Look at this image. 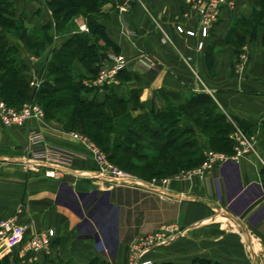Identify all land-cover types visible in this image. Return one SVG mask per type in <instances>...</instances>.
<instances>
[{
    "label": "crops",
    "instance_id": "1",
    "mask_svg": "<svg viewBox=\"0 0 264 264\" xmlns=\"http://www.w3.org/2000/svg\"><path fill=\"white\" fill-rule=\"evenodd\" d=\"M49 1L8 0L13 19L30 32L41 35L45 27H51L52 41L40 53L33 52L15 31L7 35L32 80L43 77L52 54L74 35L90 34L77 30L89 29L84 16L75 18L72 30L60 28ZM143 1L149 13L136 3L127 12L120 11V0L101 4L96 21L111 42L108 54H123L129 65L114 85L92 89L85 85L89 78L84 67L76 62L75 82L93 90L82 96L100 102L113 94L124 100L136 97L140 109L133 114L137 116L166 112L162 92L208 94L227 117L255 138L256 152L214 167L206 182L187 175L204 161L197 168L180 171L179 179L172 180L164 193L173 199L168 201L160 191L115 185L96 177L89 148L57 122L46 119L12 128L0 122V222L16 218L30 234L55 232L51 256L28 262L8 252L5 256L13 264H128L131 246L155 234H163L169 243L146 255L154 264L200 260L264 264V31L247 23L254 9L261 8L255 7V0H236V6L223 9L208 37L202 38L178 33V27L198 31L191 0ZM154 19L173 45L163 43ZM91 39L100 52L108 48L104 40ZM143 58L159 64L160 71L144 66ZM32 131H42L48 143L79 154L73 167L55 178L24 170L21 161ZM199 142L207 160L210 147L200 138ZM178 233L183 234L175 237Z\"/></svg>",
    "mask_w": 264,
    "mask_h": 264
},
{
    "label": "trees",
    "instance_id": "2",
    "mask_svg": "<svg viewBox=\"0 0 264 264\" xmlns=\"http://www.w3.org/2000/svg\"><path fill=\"white\" fill-rule=\"evenodd\" d=\"M104 1H49V7L58 25L61 26L60 28L72 30L74 19L84 16L87 18L90 34L74 35L59 52H55L52 56L47 68V75H54V84L57 83V85L53 86L52 82L47 80L37 93L39 100L44 96L50 97L54 94L48 119L60 123L66 122L68 128H71L72 123L75 122L82 128L84 134L100 146L106 140L105 134L113 133L115 138L112 148L108 150L107 154L110 161L116 163L117 166L120 165L128 172L130 169H134L135 161L145 163V170L151 169L160 175L170 173V170L178 172L184 168L202 164L204 156L197 130H200L202 134L209 131L213 135L206 139V144L210 148L232 155L234 142L230 138V133L233 127L214 98L208 94L175 95L162 92L167 104L171 100L180 101L181 97L185 98V104H181L174 110L168 109L166 112H154L149 115L154 118L155 122L167 125L168 130L164 126L150 125L144 119L147 114L134 116L133 113L140 109V103L136 97L124 100L113 94L108 96L105 102H100L96 98L89 100L82 96V92L92 93L93 90L85 87L82 82H75V63L82 64L88 74L87 78H95L99 72V63L106 58L109 46H111L104 29L96 21L100 6ZM261 7L259 11L254 10L252 16L247 20V23L255 29L264 9V1H262ZM11 9L12 5L8 0H0V99L9 106L20 108L31 98L29 76L26 66L18 58L17 48L10 46L7 35L15 31L22 42L28 45L33 52L40 53L46 44L52 41V34L50 26L45 27L41 35L30 32L19 20L13 19ZM60 20H63L61 24ZM91 37H95L96 41L104 40L108 48L100 52V48L91 44ZM39 100L38 102L41 104ZM133 102H137L139 107L133 109ZM216 111L217 114H215ZM174 112L184 116L194 126L189 130L179 132L177 126L180 124V118H174L172 116ZM100 119H104L105 123L101 124ZM117 120H120V123L126 120L129 125L122 124V128L113 131V125ZM154 121L152 120V123ZM239 125L242 127L241 124ZM93 128H96V131L93 132ZM185 134L192 138L182 141ZM0 264L13 263L10 256H5L0 260ZM195 264L212 263L200 260Z\"/></svg>",
    "mask_w": 264,
    "mask_h": 264
},
{
    "label": "built area",
    "instance_id": "3",
    "mask_svg": "<svg viewBox=\"0 0 264 264\" xmlns=\"http://www.w3.org/2000/svg\"><path fill=\"white\" fill-rule=\"evenodd\" d=\"M120 2L119 9L121 12L129 11L132 3H136L149 13L143 0H120ZM235 2L236 0H191V7L198 17V31H185L182 27H178V33L186 34L190 37H197L200 34L202 38H207L211 27L219 21L223 9L234 8L236 6ZM154 21L161 29L163 43L173 45L168 34L155 19ZM80 31L88 32L89 29L87 26H81ZM200 48L201 43L199 44ZM140 62L154 72L160 71V65L149 58H143ZM186 63L191 68L190 60H186ZM128 65V59L123 54H108L99 63L97 76L86 81L85 85L92 89H104L112 86L117 82L119 74L128 68ZM39 85L40 83L35 79L30 82V87L33 89L37 90ZM227 118L232 127L234 126L233 128H235V131L230 135L231 140L234 142V153L227 155L209 152L206 162L200 168L187 174L189 178L194 176L206 182L208 181V173L214 167L228 161L239 162L245 156L256 152L255 138L245 134L235 120L230 117ZM43 120H45V113L32 96L20 109L12 108L0 99V122L5 128L20 127L31 121ZM73 137L86 144L92 153L97 166L96 177L107 178L115 185L144 187L153 191H160L164 199L173 200L164 195L168 191L171 179L142 181L109 163L107 156L87 137L78 133L73 134ZM79 156V154L71 150L48 143L42 131H32L28 135L27 152L21 161V166L26 171L43 172L46 177L55 178L62 170L72 168ZM176 179H179V175ZM182 234L178 233L175 237ZM54 239L55 232L53 230L30 234L27 226L21 224L16 218L3 220L0 222V258L8 252H14L18 257L24 258L28 262L36 261L38 258L49 257L54 251ZM168 243L169 240L163 234L139 239L133 246L129 264H154L152 260L147 259L146 255Z\"/></svg>",
    "mask_w": 264,
    "mask_h": 264
},
{
    "label": "rangeland",
    "instance_id": "4",
    "mask_svg": "<svg viewBox=\"0 0 264 264\" xmlns=\"http://www.w3.org/2000/svg\"><path fill=\"white\" fill-rule=\"evenodd\" d=\"M262 1H264V0H255V7L256 6H258V7H260V8H262L261 7V3H262ZM255 10V9H254ZM75 20V19H74ZM259 27H261L262 29H261V32H263L264 30V9H263V12L261 13V15H260V18H259V21H258V23H257V25H256V30L257 29H259ZM74 28V26L72 27V29ZM77 30L78 31H80V27H78L77 28ZM52 56H53V54H52ZM54 78H55V76L53 75H47V69H46V72H45V74L43 75V77H41V78H38V79H35L37 82H39L40 83V85H39V88L36 90V89H33V88H31L30 87V82L32 81V79L31 78H29L28 77V84H29V88H30V94H31V96L32 97H34L35 98V100L38 102V98H37V93H38V91L42 88V86L44 85V83L47 81V80H49L50 82H52V85L54 86V85H57V83H55L54 84ZM34 80V79H33ZM55 97H56V95H55ZM53 99H54V94H52L50 97H46V96H44L42 99H40L39 101L41 102V104L38 102V104L42 107V109H43V111H44V113H45V120H46V117H47V119H48V115L50 116V104H51V102L53 101ZM4 101V100H3ZM25 104V103H24ZM23 104V105H24ZM181 104H185V98H183V97H181V99H180V101L179 100H175V101H173V100H171L168 104H167V110L168 109H172V110H174L176 107L178 108ZM22 105V106H23ZM132 105H133V109H135V108H138L139 106H138V104H137V102H133L132 103ZM9 106V105H8ZM21 106V107H22ZM10 107H12V108H16V109H20V108H18V107H16V106H10ZM60 113V112H59ZM215 114H217V111H216V113ZM174 118H180V124L177 126V128H178V131L179 132H181L182 130H189V128L190 127H193L194 125L188 120V119H186L184 116H181L180 114H177L176 112H174L173 113V115H172ZM148 123H150V125H152V126H155L156 127V125H160V127H162V126H164V128H166L167 130L169 129V127L167 126V125H165V124H159V123H157V122H155L154 121V118L152 117V116H149V115H146V117L144 118ZM49 120V119H48ZM152 120L154 121L153 123H152ZM52 121H54V122H57V123H59L60 125H62V127H64L67 131H71V132H75V133H78V134H80V135H83V136H85V137H87L91 142H93L106 156H107V159H108V162L109 163H111V164H113L114 166H116L118 169H120V170H122V171H124L125 173H127V174H129V175H132V176H134V177H136V178H139V179H144V180H153V179H158V180H161V179H171V181L172 180H175L176 179V177L179 175V173H180V171H182V170H180V171H178V172H176V171H174V170H170V173H165V174H156V173H154L153 171H151V169L150 170H145V166H146V164L145 163H139V162H137V161H135L136 163H134L133 164V166H134V169H130V172H128V171H126V170H124V169H122V167L120 166V165H116V163H113L112 161H110V159H109V156H108V150H110L111 148H112V145H113V140H114V134L113 133H111L110 134V132L109 133H107V134H105V136H106V140L103 142V145H99L96 141H94V140H92L88 135H86V134H84V132H83V130H82V128L80 127V126H78V125H76L75 124V122L74 123H72V125H71V128H68L67 126H66V122H58V121H56V120H52ZM128 121H121V123H120V120L118 121H115V123H114V128H113V131H115V130H117L118 128H122L123 127V125H129V123H127ZM100 123L101 124H103V123H105V120L104 119H100ZM75 124V125H74ZM123 124V125H122ZM236 124H238L237 122H236ZM120 125H122L121 127H120ZM239 125V124H238ZM234 127V126H233ZM239 127H240V125H239ZM163 128V129H164ZM162 129V128H161ZM165 129V130H166ZM235 128H232V131H231V133H230V135L235 131L234 130ZM240 129L242 130V131H244L241 127H240ZM164 130V131H165ZM92 131L94 132V131H96V128H93L92 129ZM199 132H200V130H199ZM245 132V131H244ZM245 134H247L246 132H245ZM210 135H212V134H210V132L209 131H207L206 133H204V134H202L201 132H200V134L198 135V139L200 138V140H204V142L206 143V139H208L209 138V136ZM213 136V135H212ZM250 136V135H249ZM190 138H192V137H190V135H188V134H185L184 136H183V138H182V141H184V140H188V139H190ZM182 141H180V142H182ZM195 147H197V146H195ZM209 152H213V153H223V154H227L226 152H223V151H220V150H216V149H213V148H210V150L207 152V155L209 154ZM228 155V154H227ZM205 161L206 160H204V162L203 163H205ZM125 163H126V161L123 163L124 165H125ZM200 165H198V166H196V167H189V168H184V170H191V169H193V168H197V167H199ZM121 167V168H120ZM195 170V169H194ZM153 172V173H152ZM155 172H156V170H155ZM137 175V176H136ZM142 178H141V177ZM144 177V178H143ZM156 235V234H155ZM136 244V243H135ZM135 244H133L132 246H131V251H132V249H133V246L135 245ZM132 253V252H131ZM131 253H130V255H131ZM15 258H17V257H15ZM130 260V259H129ZM129 264V263H128Z\"/></svg>",
    "mask_w": 264,
    "mask_h": 264
}]
</instances>
